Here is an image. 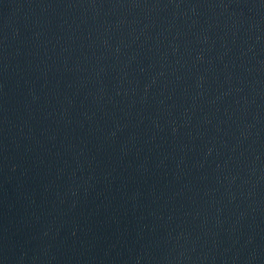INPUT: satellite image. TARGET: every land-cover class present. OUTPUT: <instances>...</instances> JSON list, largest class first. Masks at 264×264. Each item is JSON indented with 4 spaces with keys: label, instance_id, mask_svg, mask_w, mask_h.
Returning a JSON list of instances; mask_svg holds the SVG:
<instances>
[{
    "label": "water",
    "instance_id": "95a60500",
    "mask_svg": "<svg viewBox=\"0 0 264 264\" xmlns=\"http://www.w3.org/2000/svg\"><path fill=\"white\" fill-rule=\"evenodd\" d=\"M0 264H264V0H0Z\"/></svg>",
    "mask_w": 264,
    "mask_h": 264
}]
</instances>
